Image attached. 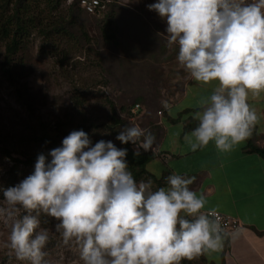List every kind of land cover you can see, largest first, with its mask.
<instances>
[{
	"label": "clouds",
	"instance_id": "1",
	"mask_svg": "<svg viewBox=\"0 0 264 264\" xmlns=\"http://www.w3.org/2000/svg\"><path fill=\"white\" fill-rule=\"evenodd\" d=\"M147 8L166 22L168 43L178 46L176 59L191 79L215 82L185 144L231 152L260 119L249 98L264 93V0H156ZM116 140L133 145L136 157L155 151L156 136L139 124L124 127ZM127 154L111 140L93 144L83 130L39 154L34 171L0 200V225L15 258L49 264L53 232L42 227V216L56 221L55 233L78 248L82 264H182L222 250V218L204 210L205 196L190 188L195 177L173 172L154 187L151 179H134Z\"/></svg>",
	"mask_w": 264,
	"mask_h": 264
},
{
	"label": "rangeland",
	"instance_id": "2",
	"mask_svg": "<svg viewBox=\"0 0 264 264\" xmlns=\"http://www.w3.org/2000/svg\"><path fill=\"white\" fill-rule=\"evenodd\" d=\"M73 1L62 0L47 17L64 20L68 32L45 37L33 31L24 78L8 79L0 66V135L10 149L9 154L0 150V200L3 190L34 171L35 162L25 163L28 152L47 155L74 130L86 132L93 144L111 140L123 148L116 136L124 127L113 126V116L123 119L122 107L139 97L163 110L155 102L158 95L178 91L189 76L176 59L178 46L168 43L166 22L147 8L156 0L116 4L113 15L107 16L109 9L99 17L71 13ZM109 19L118 45L102 37L103 30L110 33ZM3 53L0 46V61ZM44 133L52 136V142L35 140ZM41 220L42 227L53 232L46 247L49 264H82L78 248L65 245L55 233L56 221L46 216ZM8 238V229L0 225V264H27L15 258ZM191 262L199 264L198 257Z\"/></svg>",
	"mask_w": 264,
	"mask_h": 264
},
{
	"label": "crops",
	"instance_id": "3",
	"mask_svg": "<svg viewBox=\"0 0 264 264\" xmlns=\"http://www.w3.org/2000/svg\"><path fill=\"white\" fill-rule=\"evenodd\" d=\"M128 2L117 0L116 4ZM185 81L181 88L174 84L178 91L163 90L158 95L163 110L161 115L153 111L156 122L150 126L156 136L157 157L147 170L156 180L173 172L195 177L190 188L205 196V211L214 210L242 223L235 239L231 233L225 236L222 250L202 254L203 264H264V158L249 151L246 141L228 153L218 151L214 144L192 151L183 135L197 125L193 114L199 110L200 100L211 94L215 82L205 85L190 75ZM249 103L260 117L252 138L264 148V93L250 94Z\"/></svg>",
	"mask_w": 264,
	"mask_h": 264
},
{
	"label": "trees",
	"instance_id": "4",
	"mask_svg": "<svg viewBox=\"0 0 264 264\" xmlns=\"http://www.w3.org/2000/svg\"><path fill=\"white\" fill-rule=\"evenodd\" d=\"M62 0H0V46L4 49L2 59L0 61L1 70L5 73L8 79H21V77L26 76L25 71V62L28 56V42L33 31L38 30L39 33L45 37H50L54 34H61L63 32H68L64 20H47L49 14H52L54 11L58 10L61 6ZM42 5H45L43 7ZM116 4L109 6V15H113ZM78 9V10H76ZM76 10V11H75ZM48 13H47V12ZM77 11L83 12L88 16H93L87 14L85 11L79 8L78 0H74L70 6V12L75 14ZM47 13V14H45ZM106 13V12H105ZM45 14V15H44ZM72 23V21H71ZM107 25L110 26V33L108 30L102 31V37L105 41L108 40L110 44L118 45V39L115 36V32L112 31V24L109 21ZM15 77L17 79H15ZM28 93H35L31 88H27ZM141 99L140 97L132 101L130 105L122 107L125 117L121 119L120 117L113 116L114 124L113 126L126 127L131 124H139L145 129H150L154 126L156 120L152 118L153 111L155 114L158 112L162 113L160 109H154L151 107L149 100ZM158 106L163 107L161 101H155ZM138 105L139 111L136 115L133 114L132 110ZM158 115V114H157ZM134 118V121L132 120ZM112 126V127H113ZM152 126V127H150ZM152 132V130L150 129ZM119 134V133H118ZM155 135V134H154ZM35 140L46 142H52V136L50 134L44 133L42 137L35 138ZM54 140V139H53ZM247 147L249 151L258 153L264 158V148L256 145L255 141L252 138V135L249 139L246 140ZM123 148L128 149V154L126 156V161L129 165V170L132 172L135 180H148L151 179L153 184H156L157 187L165 185V175L161 180H156V178L151 175L147 166L152 161L155 160L157 154L154 151L143 152L139 157L133 155L134 147L133 145L123 144ZM0 150L3 153L9 154L10 149L7 144V141L0 135ZM27 160L25 163L32 164L36 162L37 156L40 153H27ZM204 258L203 255L198 256L199 264H203ZM186 264H192L191 261H186Z\"/></svg>",
	"mask_w": 264,
	"mask_h": 264
},
{
	"label": "built area",
	"instance_id": "5",
	"mask_svg": "<svg viewBox=\"0 0 264 264\" xmlns=\"http://www.w3.org/2000/svg\"><path fill=\"white\" fill-rule=\"evenodd\" d=\"M117 0H78V6L80 9L85 11L87 14L93 16H101L112 4H116ZM139 111V106L136 105L132 110L133 114L136 115ZM161 115V112H158ZM134 121V118H132ZM216 212V211H215ZM222 218V226L227 234L232 233L237 227L242 228V223L231 216L224 215L216 212Z\"/></svg>",
	"mask_w": 264,
	"mask_h": 264
}]
</instances>
